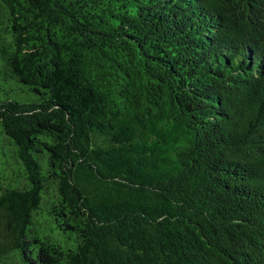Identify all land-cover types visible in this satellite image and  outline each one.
I'll return each instance as SVG.
<instances>
[{
  "label": "trees",
  "instance_id": "1",
  "mask_svg": "<svg viewBox=\"0 0 264 264\" xmlns=\"http://www.w3.org/2000/svg\"><path fill=\"white\" fill-rule=\"evenodd\" d=\"M0 264H264V0H0Z\"/></svg>",
  "mask_w": 264,
  "mask_h": 264
}]
</instances>
